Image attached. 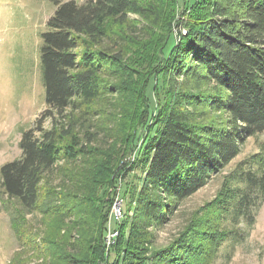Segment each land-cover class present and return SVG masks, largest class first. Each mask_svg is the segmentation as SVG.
<instances>
[{
	"label": "trees",
	"instance_id": "obj_1",
	"mask_svg": "<svg viewBox=\"0 0 264 264\" xmlns=\"http://www.w3.org/2000/svg\"><path fill=\"white\" fill-rule=\"evenodd\" d=\"M52 1L41 47L47 107L23 132L21 156L0 167L4 192L19 204L10 216L20 248L10 263L196 264L218 235L230 237L221 220L198 222V236L183 231L151 256L145 245L264 132V0H198L176 20V0ZM153 78L166 100L150 121ZM147 123L130 169L140 170L131 207L115 257L107 256L109 209L94 200L115 182L111 149ZM263 200L264 142L209 204L223 216L232 204L238 220ZM34 211L40 227L26 224Z\"/></svg>",
	"mask_w": 264,
	"mask_h": 264
},
{
	"label": "rangeland",
	"instance_id": "obj_2",
	"mask_svg": "<svg viewBox=\"0 0 264 264\" xmlns=\"http://www.w3.org/2000/svg\"><path fill=\"white\" fill-rule=\"evenodd\" d=\"M75 1L79 4L84 2ZM197 1L176 0L175 20L188 14ZM54 11L52 0H0V167L21 156L20 140L23 132L34 126L37 117L47 107L41 47L42 34L47 30L46 23ZM147 94L151 121L157 114V108L166 100L161 79L159 83L156 78L150 81ZM46 126H49V121ZM147 132L148 123L139 127L133 139L117 143L111 149V162L118 164L114 171L115 182L101 185L97 195L103 199L98 200L97 197L94 200L96 210L97 207L103 211L109 209L108 230L105 234L107 256L112 251L111 256L115 257L118 229L125 212L131 207L130 190L140 175L139 168L134 171L130 169L147 142ZM262 142L264 132L250 137L229 165L187 198L168 224L155 231L154 243L145 245L149 248L146 254L151 256L156 249L167 248L183 231L189 232L192 237L194 234L198 236L193 229H199L198 222L217 227V222L221 220L219 229L230 230V237L222 240V235H218L219 240L215 243L217 247L211 255L203 249L204 254L197 256L196 264H264V200L254 211L253 219L234 220L232 204L225 216L222 209L209 204L218 198L227 176L241 169L245 160L260 150ZM18 205L16 199L9 198L4 192L0 173V264H11L13 253L20 248L10 216ZM41 216V213L34 211L27 216L26 224L40 227ZM214 237L215 240L218 238L216 235ZM193 242L196 243V240L193 239ZM147 258L145 256L141 260L145 262ZM29 264L36 262L30 261ZM99 264L107 263L101 261Z\"/></svg>",
	"mask_w": 264,
	"mask_h": 264
}]
</instances>
